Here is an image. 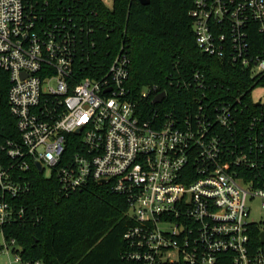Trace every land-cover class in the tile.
I'll list each match as a JSON object with an SVG mask.
<instances>
[{
  "label": "built area",
  "instance_id": "built-area-1",
  "mask_svg": "<svg viewBox=\"0 0 264 264\" xmlns=\"http://www.w3.org/2000/svg\"><path fill=\"white\" fill-rule=\"evenodd\" d=\"M49 10V0L39 7L0 0V71L11 116L0 125V253L12 256L9 264H43L24 261L22 247L2 231L26 221L17 200L31 192L38 166L64 194L95 183L126 197L130 264H264L248 206L259 199L264 211V113L242 135L240 99L197 97L182 115L157 110L141 120L128 98L124 47L104 76L78 81L75 59L92 28L69 10L48 21ZM190 16L203 53L264 76V50L254 53L251 44L252 34L264 35V0H193ZM176 85L197 91L205 80L197 72ZM151 91L158 88L143 97Z\"/></svg>",
  "mask_w": 264,
  "mask_h": 264
},
{
  "label": "trees",
  "instance_id": "trees-1",
  "mask_svg": "<svg viewBox=\"0 0 264 264\" xmlns=\"http://www.w3.org/2000/svg\"><path fill=\"white\" fill-rule=\"evenodd\" d=\"M49 3L48 21L54 20L57 10H69L77 23L92 28V32L83 35L84 54L79 52L75 59L78 81L104 76L124 47L130 59L128 98L135 103L141 120L150 119L157 110L182 115L197 97L214 103H235L240 99L244 112L238 131L242 135L249 133L252 118L264 113V104L255 103L251 96L256 87L264 86V76H252L228 58L209 56L198 47L190 16L193 0H150L149 5L138 0H114L112 6L102 0ZM28 4L39 7L42 0H28ZM251 44L254 53L262 52L264 35L252 34ZM197 72L204 76V89L196 91L176 85V81L191 80ZM8 87L7 73L0 71V125L11 120ZM154 87L167 93L161 104L152 103L158 92L151 91L143 97L144 91ZM74 151V147L68 150ZM31 180V192L17 200L25 208L26 221L2 228L6 239H15L22 247L24 261L130 264L123 258L127 249L124 235L131 225L126 197L114 193L107 184L95 183L64 194L55 175L46 178L36 169ZM262 232L264 224L251 225L254 249L262 247Z\"/></svg>",
  "mask_w": 264,
  "mask_h": 264
},
{
  "label": "rangeland",
  "instance_id": "rangeland-1",
  "mask_svg": "<svg viewBox=\"0 0 264 264\" xmlns=\"http://www.w3.org/2000/svg\"><path fill=\"white\" fill-rule=\"evenodd\" d=\"M252 99L255 102L264 103V86L256 87L251 93ZM49 171L47 169L46 174ZM250 217L249 221L259 224L263 227L264 224V211L262 209L261 201L259 199H252L249 201ZM12 256L6 253H0V264H9Z\"/></svg>",
  "mask_w": 264,
  "mask_h": 264
},
{
  "label": "water",
  "instance_id": "water-1",
  "mask_svg": "<svg viewBox=\"0 0 264 264\" xmlns=\"http://www.w3.org/2000/svg\"><path fill=\"white\" fill-rule=\"evenodd\" d=\"M138 1H139L142 5H149V3H150V0H138ZM165 96H166V94H165L164 92L161 93V94H159V95L153 100V104H160V103H162V101L165 99ZM38 170H39L40 172L43 171V169H42L40 166H38ZM129 215L132 216V215H133V212L130 211V212H129ZM260 239H261V244L264 245V232L261 233V235H260Z\"/></svg>",
  "mask_w": 264,
  "mask_h": 264
}]
</instances>
